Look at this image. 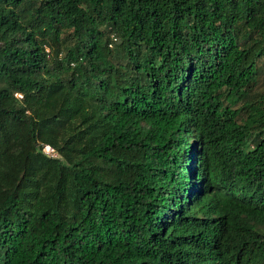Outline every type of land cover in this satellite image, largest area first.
I'll return each instance as SVG.
<instances>
[{
    "label": "trees",
    "instance_id": "obj_1",
    "mask_svg": "<svg viewBox=\"0 0 264 264\" xmlns=\"http://www.w3.org/2000/svg\"><path fill=\"white\" fill-rule=\"evenodd\" d=\"M0 264H264V0H0Z\"/></svg>",
    "mask_w": 264,
    "mask_h": 264
},
{
    "label": "built area",
    "instance_id": "obj_2",
    "mask_svg": "<svg viewBox=\"0 0 264 264\" xmlns=\"http://www.w3.org/2000/svg\"><path fill=\"white\" fill-rule=\"evenodd\" d=\"M42 152L47 156H54L53 150L47 145L42 146Z\"/></svg>",
    "mask_w": 264,
    "mask_h": 264
}]
</instances>
